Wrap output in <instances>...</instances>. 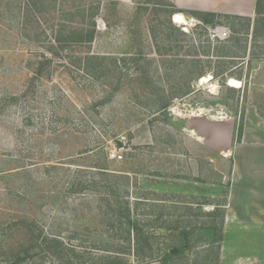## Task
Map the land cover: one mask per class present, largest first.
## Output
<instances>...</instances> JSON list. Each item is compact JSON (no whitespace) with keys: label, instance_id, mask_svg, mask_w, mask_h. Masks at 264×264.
<instances>
[{"label":"rangeland","instance_id":"1","mask_svg":"<svg viewBox=\"0 0 264 264\" xmlns=\"http://www.w3.org/2000/svg\"><path fill=\"white\" fill-rule=\"evenodd\" d=\"M32 1L37 9L0 0V264L30 245L14 226L20 219L60 233L77 252L72 264L107 252L128 264H264V225L231 213L229 176L186 128L199 114L233 117L238 142L248 98L264 114V88L254 85L262 62L248 72L212 56L209 31L229 37L232 21L203 24L167 0ZM213 8L207 13L255 18L254 8L244 16L232 13L243 6ZM177 13L187 25L174 22ZM243 37L246 62L251 35ZM86 55L102 58L97 78L77 63ZM108 179L134 207L141 234L130 242L116 234L118 198L100 187ZM74 180L86 189L68 193Z\"/></svg>","mask_w":264,"mask_h":264},{"label":"crops","instance_id":"2","mask_svg":"<svg viewBox=\"0 0 264 264\" xmlns=\"http://www.w3.org/2000/svg\"><path fill=\"white\" fill-rule=\"evenodd\" d=\"M127 4L130 0H99ZM178 7H186L195 13L215 10L216 0H167ZM230 5L243 6L238 15H251L255 0H219ZM226 13L224 11H221ZM255 86L264 88V62L255 69ZM253 81V80H252ZM251 81V85H252ZM254 98H248L242 113V130L239 141L235 140L236 121H207L196 115L188 118L187 131L196 136L197 142L206 144L207 151L215 156L214 163L221 166V173L229 176V207L233 215L250 224L264 225V114ZM264 113V112H263ZM195 149V148H194ZM200 151V150H199ZM196 152V151H194ZM198 152V151H197Z\"/></svg>","mask_w":264,"mask_h":264},{"label":"trees","instance_id":"3","mask_svg":"<svg viewBox=\"0 0 264 264\" xmlns=\"http://www.w3.org/2000/svg\"><path fill=\"white\" fill-rule=\"evenodd\" d=\"M27 7L29 10L37 9L36 3L32 0H26ZM163 2L165 0H162ZM33 2V3H32ZM179 11V10H178ZM181 12V11H179ZM254 13L255 18L251 20V18L239 17V16H227L222 14H209V13H195L197 20L203 24L211 23V19L213 17L223 18L232 21V34L225 40H217L215 42H211L214 44L212 56L219 59H230V65L233 68H240L244 64L249 65V71L253 68L250 64L252 62L260 63L264 61V46L261 45L258 41V38H264V0H255L254 2ZM94 25V24H93ZM239 26V29H238ZM237 27V29H236ZM240 35L242 37L240 38ZM251 35V44L249 47V57L245 62V57L247 53V40L243 36L247 38V36ZM244 38V39H243ZM93 39V31L87 37V41L91 42ZM210 42V41H209ZM244 42V46L240 48V43ZM238 47V48H235ZM233 49L242 51V56H237L236 52H232ZM54 55V54H51ZM239 59V63L233 62ZM78 65H80L85 73L92 78H97V69L98 65L102 58L94 55H86L83 59H77ZM247 72V75H248ZM242 77L238 78V81H241ZM167 107L164 104L160 110H163ZM242 127L239 126L238 129V138L241 136ZM104 167V166H103ZM99 172L105 178H116L114 176L107 175L106 168L97 167ZM109 181V179H108ZM88 181H77L74 180L72 184H70L68 193L73 194L82 192L87 187ZM95 184V183H94ZM80 187L81 190H75ZM103 191L113 193L115 198V205L117 209L114 210L115 216L119 217L117 219L116 226V234L119 235L120 239L125 237L124 241L131 240V236L134 238L138 237L141 234V230L138 227L136 221L132 219V214L134 213V207L130 204L128 200V196H121L116 191H118V182L109 181V183L101 184L100 186ZM141 203V200L138 199L135 201V205L138 206ZM133 212V213H132ZM114 219V218H113ZM124 219V221H123ZM124 225L126 228H123ZM14 226H17L18 229L23 230L27 235V238L30 242L27 248L18 251L15 255L8 259L9 264H23L30 259H33L35 256H38L42 260H53L58 261L61 264H72L73 257L77 254L75 252L74 247L69 246V244L60 236V233L53 232L52 230L46 231L44 227L38 228L36 224V220H25L20 219ZM185 237V235H184ZM106 255H101L97 258L93 264H128L124 259L125 254L122 252L118 254H112L107 252ZM171 255V254H169Z\"/></svg>","mask_w":264,"mask_h":264},{"label":"built area","instance_id":"4","mask_svg":"<svg viewBox=\"0 0 264 264\" xmlns=\"http://www.w3.org/2000/svg\"><path fill=\"white\" fill-rule=\"evenodd\" d=\"M208 37H209L211 42H215L217 40H219V41L225 40L228 37V35L225 32L221 33V32H219L218 30L215 29V30H210L209 31ZM108 157H109L110 160L121 159V157L117 156V154L114 153V152H111L108 155Z\"/></svg>","mask_w":264,"mask_h":264},{"label":"bare ground","instance_id":"5","mask_svg":"<svg viewBox=\"0 0 264 264\" xmlns=\"http://www.w3.org/2000/svg\"><path fill=\"white\" fill-rule=\"evenodd\" d=\"M190 20H191V19H190ZM174 22L179 23V24H183V25H187L188 22H189V19L186 18V17H185L183 14H181V13H177V14L174 15ZM209 81H210V80H209V78H207V77H204V79L201 80L202 83H207V82H209ZM206 85H207V84H206ZM200 113H202V112H200Z\"/></svg>","mask_w":264,"mask_h":264},{"label":"water","instance_id":"6","mask_svg":"<svg viewBox=\"0 0 264 264\" xmlns=\"http://www.w3.org/2000/svg\"><path fill=\"white\" fill-rule=\"evenodd\" d=\"M118 147H119V148H121V144H120V145H118Z\"/></svg>","mask_w":264,"mask_h":264}]
</instances>
